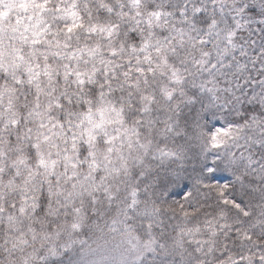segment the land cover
Segmentation results:
<instances>
[{"label": "snow or ice", "instance_id": "obj_1", "mask_svg": "<svg viewBox=\"0 0 264 264\" xmlns=\"http://www.w3.org/2000/svg\"><path fill=\"white\" fill-rule=\"evenodd\" d=\"M0 264H264V0H0Z\"/></svg>", "mask_w": 264, "mask_h": 264}]
</instances>
